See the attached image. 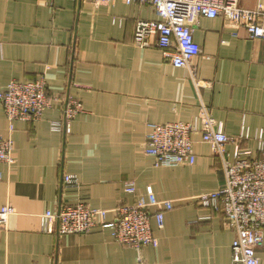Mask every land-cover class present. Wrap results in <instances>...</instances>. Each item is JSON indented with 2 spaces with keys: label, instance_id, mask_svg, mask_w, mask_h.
<instances>
[{
  "label": "crops",
  "instance_id": "obj_1",
  "mask_svg": "<svg viewBox=\"0 0 264 264\" xmlns=\"http://www.w3.org/2000/svg\"><path fill=\"white\" fill-rule=\"evenodd\" d=\"M259 4L264 0H240L244 8ZM158 18L149 4L123 0H0V88L44 76L50 96L59 98L42 119L16 120L13 130L0 103V136L13 139L15 157L0 163V209L14 208L0 226V264H137V250L119 244L110 228L65 235L57 222L53 232L42 228L47 210L77 203L115 219L117 208L136 199L129 183L139 195L151 187L174 204L162 227L152 219L159 245L143 248V264L232 263L234 231L198 198L225 186V160L234 159L236 144L216 154L195 135L196 162L168 167L145 152L146 137L150 123L191 121L207 107L260 157L264 40L222 17L192 14L201 46L192 72L175 67L155 44H136L137 23ZM72 97L83 110L67 121L60 108ZM69 174L77 183L64 181ZM257 256L264 264V243Z\"/></svg>",
  "mask_w": 264,
  "mask_h": 264
},
{
  "label": "built area",
  "instance_id": "obj_2",
  "mask_svg": "<svg viewBox=\"0 0 264 264\" xmlns=\"http://www.w3.org/2000/svg\"><path fill=\"white\" fill-rule=\"evenodd\" d=\"M112 3L115 0H97ZM149 4L158 19L141 20L135 30V42L146 47L155 44L175 67L195 70L193 59L201 52L196 42L192 24L188 18L192 14L210 18L222 17L228 24L244 28L252 39L264 40V5L249 9L240 5V0H123ZM56 101L59 98L54 97ZM54 99L48 92L44 76L34 81L11 80L0 88V103L14 129L16 120H40L48 109L54 108ZM67 121L83 110L76 98H68L60 108ZM53 127L60 129V123ZM145 152L155 158L156 166L192 165L196 162L194 136L210 143L216 154L224 152V145L236 144L234 159L225 160L226 184L213 193L199 196V203L215 211H220L225 224L230 227L235 238L232 242L231 264H259L257 249L264 243V144L261 142V156L252 157L248 148L238 143L224 131L223 124L216 122L207 107L191 121L150 123L148 125ZM242 138V136H239ZM261 138V137H260ZM262 139V138H261ZM14 142L9 137L0 136V163L13 164ZM1 178V176H0ZM64 181L77 183L73 175H66ZM126 191L135 195L131 204L116 209V218L108 219L109 210L91 207L84 203L62 205L57 213L47 210L42 217L44 231L53 232L57 222L59 234H83L101 226L110 228L115 240L122 245L137 250L143 264L141 252L147 246L157 247L158 238L152 229V219L160 227L164 225L165 213L174 208L172 200H159L149 187L146 195L137 194L133 183ZM14 208L6 205L0 209V226L5 227L7 218Z\"/></svg>",
  "mask_w": 264,
  "mask_h": 264
}]
</instances>
